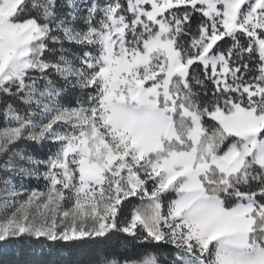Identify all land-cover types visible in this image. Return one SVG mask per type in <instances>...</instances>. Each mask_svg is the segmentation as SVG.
<instances>
[{"label": "snow or ice", "instance_id": "obj_1", "mask_svg": "<svg viewBox=\"0 0 264 264\" xmlns=\"http://www.w3.org/2000/svg\"><path fill=\"white\" fill-rule=\"evenodd\" d=\"M0 264H264V0H0Z\"/></svg>", "mask_w": 264, "mask_h": 264}, {"label": "trees", "instance_id": "obj_2", "mask_svg": "<svg viewBox=\"0 0 264 264\" xmlns=\"http://www.w3.org/2000/svg\"><path fill=\"white\" fill-rule=\"evenodd\" d=\"M10 258H11L10 255L0 256V259H3V260H8Z\"/></svg>", "mask_w": 264, "mask_h": 264}]
</instances>
